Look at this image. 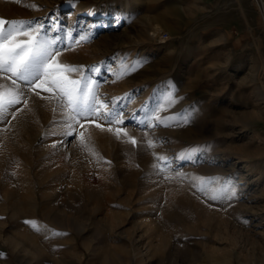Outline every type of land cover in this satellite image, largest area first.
I'll list each match as a JSON object with an SVG mask.
<instances>
[{
    "label": "rangeland",
    "instance_id": "obj_1",
    "mask_svg": "<svg viewBox=\"0 0 264 264\" xmlns=\"http://www.w3.org/2000/svg\"><path fill=\"white\" fill-rule=\"evenodd\" d=\"M0 18L40 22L61 62L100 67V98H120L124 116L66 136L52 93L25 89L27 105L0 119V264H264V21L253 0H0ZM121 63L136 67L117 79ZM169 95L159 115L189 122L149 127ZM194 178L236 196L211 200Z\"/></svg>",
    "mask_w": 264,
    "mask_h": 264
},
{
    "label": "snow or ice",
    "instance_id": "obj_2",
    "mask_svg": "<svg viewBox=\"0 0 264 264\" xmlns=\"http://www.w3.org/2000/svg\"><path fill=\"white\" fill-rule=\"evenodd\" d=\"M29 7L36 8V5ZM44 25L40 22L31 20H6L0 18V78L9 83H0V119L9 114V110L16 105L24 103L25 89L35 93H40L38 89L44 92L52 93V96L46 99L57 100L59 106L63 110L66 121V131L64 135L71 136L75 131V125L84 128L85 125L81 121L94 124L95 127L103 129L99 120H104L108 125L124 124L123 112L118 109V101L120 98H113L112 107L105 103L99 95L100 82L94 78L99 76L101 68L91 66L85 74L83 66H74L69 63H63L59 57L61 49L56 45L59 37L49 38L43 33ZM71 37V32L68 33ZM88 37L81 35L79 41L87 40ZM77 41V43H79ZM136 65H128L121 63L118 70L113 71V75L117 79L123 78L135 70ZM70 74H78L79 78H72ZM175 101L169 97L166 99L165 105H159L154 109V115L148 118L149 127L155 126L152 121L157 124L169 126L170 123H188L187 114L183 116H167L161 117L160 111L171 107ZM14 115V114H13ZM145 123V121H140ZM107 131L114 132L117 138L121 135L127 137L128 142L135 145V138L129 137L128 132L120 127H108ZM80 142L84 144V132L79 133ZM148 147H154L152 140L147 141ZM190 158L182 155L180 159ZM158 160L165 161L163 156L157 157ZM178 175H183L178 173ZM199 180V191L208 196L211 200L226 198L233 199L236 196L234 188L220 187L209 191L205 185L215 182V178H194ZM228 185L230 181H225ZM33 228H36V222L27 221ZM53 235L58 233L53 232Z\"/></svg>",
    "mask_w": 264,
    "mask_h": 264
},
{
    "label": "built area",
    "instance_id": "obj_3",
    "mask_svg": "<svg viewBox=\"0 0 264 264\" xmlns=\"http://www.w3.org/2000/svg\"><path fill=\"white\" fill-rule=\"evenodd\" d=\"M255 9L264 21V0H253Z\"/></svg>",
    "mask_w": 264,
    "mask_h": 264
},
{
    "label": "bare ground",
    "instance_id": "obj_4",
    "mask_svg": "<svg viewBox=\"0 0 264 264\" xmlns=\"http://www.w3.org/2000/svg\"><path fill=\"white\" fill-rule=\"evenodd\" d=\"M88 15H89L90 17H92L93 13H92V12H90V13H88ZM12 123H13V122H12Z\"/></svg>",
    "mask_w": 264,
    "mask_h": 264
}]
</instances>
